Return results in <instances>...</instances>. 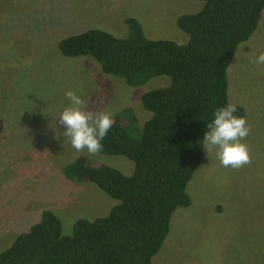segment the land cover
Segmentation results:
<instances>
[{
	"label": "rangeland",
	"instance_id": "obj_1",
	"mask_svg": "<svg viewBox=\"0 0 264 264\" xmlns=\"http://www.w3.org/2000/svg\"><path fill=\"white\" fill-rule=\"evenodd\" d=\"M204 0H0V252L52 211L68 236L77 219L104 217L117 201L87 180L68 179L65 166L83 156L124 175L132 161L122 156L88 154L71 148L56 123L74 89L93 114L112 118L129 109L141 132L150 117L141 104L147 91L168 86L167 76L138 86L102 72L90 56L64 57L65 37L100 29L127 36L124 19L132 18L148 39L183 44L187 35L176 25L183 14L203 9ZM264 8L250 38L239 44L226 69L227 104L240 107L249 129L241 141L248 162L221 167L205 153L186 185L187 207H177L152 264H264ZM134 127V126H133Z\"/></svg>",
	"mask_w": 264,
	"mask_h": 264
},
{
	"label": "trees",
	"instance_id": "obj_2",
	"mask_svg": "<svg viewBox=\"0 0 264 264\" xmlns=\"http://www.w3.org/2000/svg\"><path fill=\"white\" fill-rule=\"evenodd\" d=\"M204 1L202 10L176 20L187 35L183 44L146 38L132 18L123 21L125 37L90 29L59 41L62 56H90L103 73L129 86L156 76L169 77L170 84L141 95L151 115L137 137L128 132L136 119L126 109L112 118L101 141L99 153L132 161L130 175L83 156L64 168L68 179L87 180L117 201L108 214L75 220L65 236L59 218L43 210L0 252V264H152L171 214L190 204L186 185L203 155V132L213 110L227 104L226 69L264 8V0ZM236 108L235 115L242 116Z\"/></svg>",
	"mask_w": 264,
	"mask_h": 264
},
{
	"label": "clouds",
	"instance_id": "obj_3",
	"mask_svg": "<svg viewBox=\"0 0 264 264\" xmlns=\"http://www.w3.org/2000/svg\"><path fill=\"white\" fill-rule=\"evenodd\" d=\"M257 65L264 64V52L255 57ZM66 104L59 111L56 123L63 127L58 135L63 137L75 151L84 150L88 154L101 151V141L112 127L113 119L110 111L93 114L85 110V101L74 89L63 93ZM237 108L233 104H225L211 113L201 139V148L213 153L219 165L224 168H239L248 162V150L243 141L249 129L242 116L235 115Z\"/></svg>",
	"mask_w": 264,
	"mask_h": 264
}]
</instances>
